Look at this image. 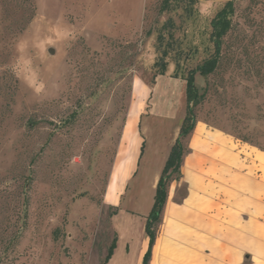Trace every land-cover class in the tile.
Wrapping results in <instances>:
<instances>
[{"label": "rangeland", "instance_id": "374dc122", "mask_svg": "<svg viewBox=\"0 0 264 264\" xmlns=\"http://www.w3.org/2000/svg\"><path fill=\"white\" fill-rule=\"evenodd\" d=\"M163 2L0 0V264H102L117 236L110 182L128 208L158 185L188 73L213 55L229 3L219 67L193 76L205 98L166 202H184L191 156L216 136L233 166L264 171V0Z\"/></svg>", "mask_w": 264, "mask_h": 264}, {"label": "crops", "instance_id": "0c3cea01", "mask_svg": "<svg viewBox=\"0 0 264 264\" xmlns=\"http://www.w3.org/2000/svg\"><path fill=\"white\" fill-rule=\"evenodd\" d=\"M216 138L220 144L193 152L192 183L184 202H166L150 264H264V171L259 174L252 166L249 174L235 157L233 166L224 139ZM158 178L149 191L133 192L130 208L118 185L110 194L111 180L106 204L116 210L111 220L117 242L107 264H143Z\"/></svg>", "mask_w": 264, "mask_h": 264}, {"label": "trees", "instance_id": "16d2710c", "mask_svg": "<svg viewBox=\"0 0 264 264\" xmlns=\"http://www.w3.org/2000/svg\"><path fill=\"white\" fill-rule=\"evenodd\" d=\"M232 6V3L225 5V7L219 11L217 18L213 20V33L212 39L215 45V51L210 58L206 59L204 63L198 65L197 67L190 69L188 73L187 80V100H188V111L187 117L184 120L181 128L180 134L178 139L176 140L171 154L169 156V160L165 166L163 171V175L157 185V192L155 195L154 206L150 215L148 216L147 224H146V233L150 238L149 243V250L144 256L143 264H150V260L152 257V246L155 242L157 237L158 230L161 224V215L165 209L166 200L168 197V189L167 185L173 181V173L177 174V180L180 178L181 175V167L183 163V156L185 153V146L183 144V139L188 138L194 132V128L196 125V116L194 115L193 106H198L203 103L205 95L199 94L195 86H193V76L195 73H201L202 75L208 77L209 75L215 73L219 67L220 59H221V50H222V41L221 39L229 32L230 20L229 15L233 12L232 9L229 11V8ZM229 7V8H228ZM170 9V4L168 0H164L161 5V11H167ZM170 22V21H169ZM167 22V23H169ZM171 25V24H170ZM117 242V236L113 239L110 246L107 248L108 252L103 260L102 264H107L109 259L114 253L115 247Z\"/></svg>", "mask_w": 264, "mask_h": 264}]
</instances>
